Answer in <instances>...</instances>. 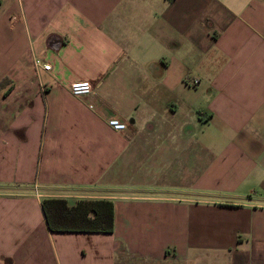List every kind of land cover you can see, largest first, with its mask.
Returning a JSON list of instances; mask_svg holds the SVG:
<instances>
[{"label": "crops", "instance_id": "obj_1", "mask_svg": "<svg viewBox=\"0 0 264 264\" xmlns=\"http://www.w3.org/2000/svg\"><path fill=\"white\" fill-rule=\"evenodd\" d=\"M43 197L110 199L112 232ZM121 255L264 264V0H0V264Z\"/></svg>", "mask_w": 264, "mask_h": 264}, {"label": "trees", "instance_id": "obj_2", "mask_svg": "<svg viewBox=\"0 0 264 264\" xmlns=\"http://www.w3.org/2000/svg\"><path fill=\"white\" fill-rule=\"evenodd\" d=\"M41 208L49 231L112 232L113 208L108 198H80L68 205L64 198L43 197Z\"/></svg>", "mask_w": 264, "mask_h": 264}, {"label": "built area", "instance_id": "obj_3", "mask_svg": "<svg viewBox=\"0 0 264 264\" xmlns=\"http://www.w3.org/2000/svg\"><path fill=\"white\" fill-rule=\"evenodd\" d=\"M34 65L39 67L41 66L44 70H48L49 68V64L43 62L40 58H35ZM196 82H197L196 79H193L191 81V84L194 85ZM91 90H92V84L87 80L74 81L68 85V91L70 92V94L77 97L87 95L91 92ZM107 124L112 129L118 131L123 130L125 128V124L120 120H118L117 118L108 119Z\"/></svg>", "mask_w": 264, "mask_h": 264}, {"label": "rangeland", "instance_id": "obj_4", "mask_svg": "<svg viewBox=\"0 0 264 264\" xmlns=\"http://www.w3.org/2000/svg\"><path fill=\"white\" fill-rule=\"evenodd\" d=\"M121 258H120V260L118 261V262H121V260L123 261V264H125V261L126 260H124L125 258L121 255L120 256ZM209 260H206V261H203L201 264H209V262H208ZM176 263H182V262H179V261H176ZM175 262H173V264H176ZM114 264H118L117 262H114ZM122 264V263H121ZM148 264V263H147ZM152 264H158V263H152ZM185 264H187V263H185Z\"/></svg>", "mask_w": 264, "mask_h": 264}]
</instances>
